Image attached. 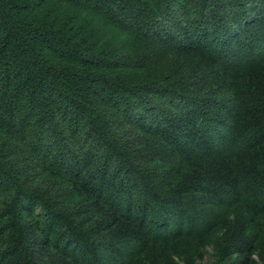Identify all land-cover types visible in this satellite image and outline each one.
I'll use <instances>...</instances> for the list:
<instances>
[{
  "label": "trees",
  "instance_id": "1",
  "mask_svg": "<svg viewBox=\"0 0 264 264\" xmlns=\"http://www.w3.org/2000/svg\"><path fill=\"white\" fill-rule=\"evenodd\" d=\"M0 264H264V0H0Z\"/></svg>",
  "mask_w": 264,
  "mask_h": 264
}]
</instances>
